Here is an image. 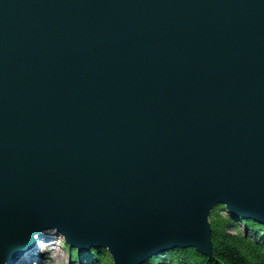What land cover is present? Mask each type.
I'll return each mask as SVG.
<instances>
[{
	"label": "water",
	"instance_id": "95a60500",
	"mask_svg": "<svg viewBox=\"0 0 264 264\" xmlns=\"http://www.w3.org/2000/svg\"><path fill=\"white\" fill-rule=\"evenodd\" d=\"M218 205L264 224V0H0V264L213 257Z\"/></svg>",
	"mask_w": 264,
	"mask_h": 264
},
{
	"label": "trees",
	"instance_id": "16d2710c",
	"mask_svg": "<svg viewBox=\"0 0 264 264\" xmlns=\"http://www.w3.org/2000/svg\"><path fill=\"white\" fill-rule=\"evenodd\" d=\"M210 221L213 257L205 256L194 248H173L143 264H264V224L234 216L223 205L213 209ZM62 248L68 254L70 264H114L108 251L103 248L80 252L65 241ZM37 254L43 256V253Z\"/></svg>",
	"mask_w": 264,
	"mask_h": 264
},
{
	"label": "rangeland",
	"instance_id": "374dc122",
	"mask_svg": "<svg viewBox=\"0 0 264 264\" xmlns=\"http://www.w3.org/2000/svg\"><path fill=\"white\" fill-rule=\"evenodd\" d=\"M43 235L45 238L38 242L39 245L29 253V259L22 264H70L69 256L62 248L63 236L54 231L51 234L45 232ZM37 252L43 253V256H39Z\"/></svg>",
	"mask_w": 264,
	"mask_h": 264
},
{
	"label": "bare ground",
	"instance_id": "6f19581e",
	"mask_svg": "<svg viewBox=\"0 0 264 264\" xmlns=\"http://www.w3.org/2000/svg\"><path fill=\"white\" fill-rule=\"evenodd\" d=\"M45 238V235H42L40 238H39V242L42 241V239ZM52 244V243H51ZM27 259H29V256L27 257ZM22 261H25V260H22ZM26 262V261H25Z\"/></svg>",
	"mask_w": 264,
	"mask_h": 264
}]
</instances>
